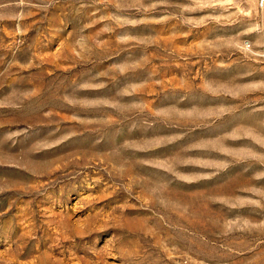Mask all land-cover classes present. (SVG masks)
I'll return each mask as SVG.
<instances>
[{
    "label": "rangeland",
    "instance_id": "1",
    "mask_svg": "<svg viewBox=\"0 0 264 264\" xmlns=\"http://www.w3.org/2000/svg\"><path fill=\"white\" fill-rule=\"evenodd\" d=\"M0 264H264L258 0H0Z\"/></svg>",
    "mask_w": 264,
    "mask_h": 264
},
{
    "label": "built area",
    "instance_id": "2",
    "mask_svg": "<svg viewBox=\"0 0 264 264\" xmlns=\"http://www.w3.org/2000/svg\"><path fill=\"white\" fill-rule=\"evenodd\" d=\"M258 7L261 16V26L264 32V0H258Z\"/></svg>",
    "mask_w": 264,
    "mask_h": 264
}]
</instances>
